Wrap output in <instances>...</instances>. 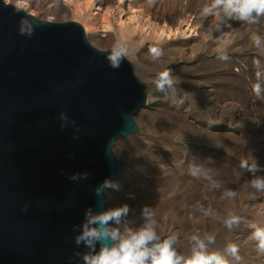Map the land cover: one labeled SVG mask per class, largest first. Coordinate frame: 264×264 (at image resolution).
I'll list each match as a JSON object with an SVG mask.
<instances>
[{
  "label": "rangeland",
  "instance_id": "rangeland-1",
  "mask_svg": "<svg viewBox=\"0 0 264 264\" xmlns=\"http://www.w3.org/2000/svg\"><path fill=\"white\" fill-rule=\"evenodd\" d=\"M36 1L41 9L28 7L26 12L33 11L31 15L39 20L83 24L82 19L72 18L74 4L65 8L68 11L65 12L53 0ZM136 1L140 8L153 3V7H145L150 16L155 10L157 17L174 16L176 23L189 20L193 27L204 28L205 35L202 46L170 44L186 39L180 35L157 45L164 53L159 61L152 60L146 44L129 42L120 34L110 33L107 45L91 42L102 51L125 49V58L132 63L135 76L151 94V103H158L134 117L138 134L118 140L113 147L114 156L122 164V174L114 182L119 185L118 189L105 188L106 211L127 205L129 213L120 225L112 226L119 227L121 232L125 227L139 228L145 223L143 209L147 206L156 213L161 237L173 234L178 237V254H191L188 237L198 233L202 239L214 235L215 243L208 245L209 251L225 255L229 264H264V257L249 247L250 243H256L250 240L253 231L250 225L264 227V193L249 187L254 177L240 168L241 160L247 159L250 163L254 160L260 168L255 175L264 176V96L258 99L252 93L254 61L259 59L264 65V48L257 49L251 40L257 34L264 37V18L251 25L237 20L220 23L219 18L202 15V8L210 0ZM6 3L13 4L9 0ZM47 9L57 11L49 14ZM221 53L229 59H220ZM163 70H170L174 78L182 81L174 95L168 90V97L159 93L153 84ZM195 82L210 89L218 104L231 108L225 107L226 111L218 114L208 111L194 95ZM180 100L183 102L177 103ZM236 111L240 119L235 117ZM211 123L218 126L212 128ZM190 165L201 168L198 177L189 174ZM227 190L236 192L235 198L224 197ZM209 207L214 215L205 216L201 208ZM229 211L242 218L232 231L223 224ZM228 243L239 246V262L224 253Z\"/></svg>",
  "mask_w": 264,
  "mask_h": 264
},
{
  "label": "water",
  "instance_id": "water-1",
  "mask_svg": "<svg viewBox=\"0 0 264 264\" xmlns=\"http://www.w3.org/2000/svg\"><path fill=\"white\" fill-rule=\"evenodd\" d=\"M113 50L94 47L77 22L0 0V264H83L89 249L75 237L89 209L106 211L105 188L95 189L121 177L113 147L138 134L147 101L126 58L109 66Z\"/></svg>",
  "mask_w": 264,
  "mask_h": 264
},
{
  "label": "clouds",
  "instance_id": "clouds-1",
  "mask_svg": "<svg viewBox=\"0 0 264 264\" xmlns=\"http://www.w3.org/2000/svg\"><path fill=\"white\" fill-rule=\"evenodd\" d=\"M204 17L219 18L220 23L229 20H237L247 24H256L261 18H264V0H210L202 8ZM20 34L31 36L33 34V25L28 23L27 19L21 20ZM252 44L257 49L264 48V37L253 35L251 37ZM150 56L153 61H159L164 53L158 47L149 49ZM127 56V51L123 48L113 50L108 56L109 66L112 69H119L123 59ZM220 59L228 60L226 54L221 53ZM255 82L252 84V93L256 98L264 96V65L259 59L254 61ZM182 81L174 78L170 70H163L158 73L153 80L157 91L165 97L169 96L172 90L173 95L177 91V86ZM183 100L177 101L182 103ZM62 118L63 115H62ZM240 168L246 169L253 175V179L249 182V187L255 192L264 193V176H256L260 171L258 164L253 160L249 162L243 159L240 162ZM201 172L199 166H189V174L198 177ZM88 173L73 174L70 179L76 181L80 178L87 179ZM104 188H119V185L110 180L95 189L96 195H100ZM224 197L233 199L237 195L232 190L224 192ZM28 204L24 205L23 210H27ZM205 216L214 215L213 210L209 208H201ZM129 213L127 205L117 207L108 211L93 215L89 209L87 212L86 222L82 226V231L75 237L77 245L84 244L89 252L82 257L83 264H229V260L218 251H209L208 245L215 243L214 235H206L203 239L200 235L192 234L188 237L191 244V254L184 256L178 254L176 244L178 237L173 234L167 238H162L157 231V221L155 219V211L147 206L143 209V217L145 223L139 228L133 230L125 227L121 232L119 227L112 225H120L122 218ZM242 222V218L234 212L229 211L223 220L224 226L232 231ZM253 229L250 240L255 241L256 252L259 256L264 257V227L251 224ZM100 244L99 251L96 245ZM226 256L231 257L234 261L241 260L240 248L236 243H228L224 248Z\"/></svg>",
  "mask_w": 264,
  "mask_h": 264
},
{
  "label": "bare ground",
  "instance_id": "bare-ground-1",
  "mask_svg": "<svg viewBox=\"0 0 264 264\" xmlns=\"http://www.w3.org/2000/svg\"><path fill=\"white\" fill-rule=\"evenodd\" d=\"M9 2L13 3L12 5L15 7L25 11L29 10L28 7L32 9H41L36 0H9ZM53 2L59 4L64 10L74 4L75 13L72 12V18L74 20L82 19V26L90 43L92 41L96 43L102 42L107 45L110 43L111 39L109 36L111 35L110 33H112L113 35L120 34L121 38L129 42L135 44H146V47L151 48L157 47V45H160L161 43H167L168 41L173 40L176 35H180V37L186 39L180 42H177V40L175 42L172 41L170 44L173 43L176 47L186 44L193 47L198 45L202 46L201 43L203 40L201 39L205 35L204 28L193 27L189 20H180L176 23V18H174V16L169 17L161 14L162 16L160 15V17H157L154 14L156 13L155 10L152 16H150L147 9L153 7V3H150L149 5L146 4L143 8H140L136 5V0H84L83 2H80L79 0H53ZM95 2L97 3L96 6ZM97 5H99L98 8ZM55 11L57 10L47 9L46 12L53 14ZM32 12L30 13L33 14ZM65 12L68 11L65 10ZM66 14L68 15V13ZM90 16L92 17L91 19L89 18ZM165 20H167L170 24H166ZM100 33L104 34L100 36ZM208 33H210V31ZM102 37H105V39H101ZM197 83L198 82H195L196 89L193 91L194 95L198 100H200V102L205 104V108L208 111H211L213 114H218L220 111L223 112L224 110L226 111L225 107H229L230 105L222 106L219 103L221 105L220 106L215 101L216 97L213 99L210 89L200 83ZM151 99V94L147 93L146 104L139 110V115L146 113L149 111L148 109L158 104L151 103ZM229 108H231V106ZM235 108L237 109V107ZM231 110L234 114V109ZM237 111L239 110L237 109ZM237 111L236 116H234L237 119H240L241 116ZM210 126L214 128L218 125L216 123H211ZM249 247L253 253H257L255 245L250 243Z\"/></svg>",
  "mask_w": 264,
  "mask_h": 264
}]
</instances>
